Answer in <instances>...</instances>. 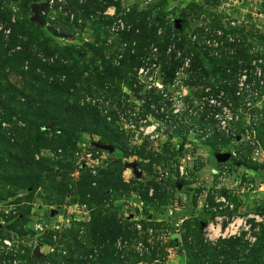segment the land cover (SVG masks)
<instances>
[{"label": "rangeland", "instance_id": "374dc122", "mask_svg": "<svg viewBox=\"0 0 264 264\" xmlns=\"http://www.w3.org/2000/svg\"><path fill=\"white\" fill-rule=\"evenodd\" d=\"M263 184L264 0H0V264H264Z\"/></svg>", "mask_w": 264, "mask_h": 264}, {"label": "built area", "instance_id": "2783aa9c", "mask_svg": "<svg viewBox=\"0 0 264 264\" xmlns=\"http://www.w3.org/2000/svg\"><path fill=\"white\" fill-rule=\"evenodd\" d=\"M261 187L263 188L264 184ZM54 229L55 230L52 231L53 234L50 237V242L52 245L48 246V255H51V256H53V254L54 255H65L63 249L58 248V245L60 244V238L58 237V234H59L58 232H59L60 227L56 226L54 227ZM208 230H209V234L211 235H213L215 232V229L213 228V226L209 227ZM3 245H4V249L8 251H11L13 249L12 245L7 243V241H4ZM46 264H50V263H46Z\"/></svg>", "mask_w": 264, "mask_h": 264}, {"label": "water", "instance_id": "95a60500", "mask_svg": "<svg viewBox=\"0 0 264 264\" xmlns=\"http://www.w3.org/2000/svg\"><path fill=\"white\" fill-rule=\"evenodd\" d=\"M48 5L47 4H35L31 7V12L33 14L32 21L33 22H39V14L44 12L47 9ZM94 147L100 151L107 152L111 154L113 152V149L111 147L107 146H102L99 144H95ZM139 177V174H138Z\"/></svg>", "mask_w": 264, "mask_h": 264}, {"label": "trees", "instance_id": "16d2710c", "mask_svg": "<svg viewBox=\"0 0 264 264\" xmlns=\"http://www.w3.org/2000/svg\"><path fill=\"white\" fill-rule=\"evenodd\" d=\"M55 94H57V93H55ZM35 116L39 117L40 115H39V114H36ZM42 117H44V114L42 115ZM211 218L213 219V218H214V216L212 215V216H211ZM203 225L205 226V225H206V223H204ZM44 260L46 261V259H44Z\"/></svg>", "mask_w": 264, "mask_h": 264}]
</instances>
